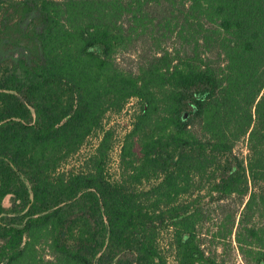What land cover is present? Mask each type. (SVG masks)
Listing matches in <instances>:
<instances>
[{"label":"trees","instance_id":"trees-1","mask_svg":"<svg viewBox=\"0 0 264 264\" xmlns=\"http://www.w3.org/2000/svg\"><path fill=\"white\" fill-rule=\"evenodd\" d=\"M207 195L264 264V0H0V264H225Z\"/></svg>","mask_w":264,"mask_h":264},{"label":"rangeland","instance_id":"rangeland-1","mask_svg":"<svg viewBox=\"0 0 264 264\" xmlns=\"http://www.w3.org/2000/svg\"><path fill=\"white\" fill-rule=\"evenodd\" d=\"M121 63L127 68L136 67V59L134 56H121ZM139 106L136 99L130 101L125 110L121 114H109L106 118V128H112L115 131L114 147L111 151V162L109 165L110 174H115L118 170V161L120 157V151L125 135L131 130L132 123L134 121V114L138 111ZM99 143V136H93L80 152L79 158L83 160L90 153H92ZM238 152L245 155L246 150L244 146L238 148ZM147 187V186H146ZM202 206L205 207V211L208 215L207 224L205 225L206 236L204 245L207 250L216 251L220 261H224L225 264H246L239 248L235 242V234L226 239L219 240L217 237H213L214 234L221 228L225 217L228 213H233L237 210V205L234 201L228 202V207L223 213L218 206L211 201L207 195L201 201ZM4 205L9 208L11 206L10 197H6ZM209 229V231H208ZM170 243V233L165 232L161 238L162 247L167 250ZM45 254H48L47 252ZM168 261L170 264H176L173 257V253H168Z\"/></svg>","mask_w":264,"mask_h":264}]
</instances>
